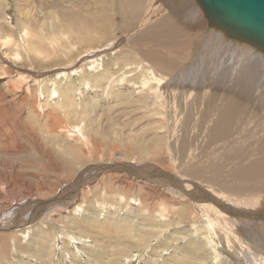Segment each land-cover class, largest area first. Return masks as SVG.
Returning <instances> with one entry per match:
<instances>
[{
  "label": "rangeland",
  "instance_id": "obj_1",
  "mask_svg": "<svg viewBox=\"0 0 264 264\" xmlns=\"http://www.w3.org/2000/svg\"><path fill=\"white\" fill-rule=\"evenodd\" d=\"M29 1L0 0V264H264L233 236L257 221L245 217L244 189L264 206V179L239 176L262 158L264 133L252 130L264 65L248 115L233 123L247 128L218 142L213 123L254 63L196 0ZM170 28L183 37L168 42ZM162 54L173 68L153 61ZM156 170L176 185L152 179ZM58 196L65 204L30 220V207ZM215 205L214 236L205 220Z\"/></svg>",
  "mask_w": 264,
  "mask_h": 264
},
{
  "label": "bare ground",
  "instance_id": "obj_2",
  "mask_svg": "<svg viewBox=\"0 0 264 264\" xmlns=\"http://www.w3.org/2000/svg\"><path fill=\"white\" fill-rule=\"evenodd\" d=\"M23 2H25V4L26 3H29L30 1L29 0H23ZM190 2V1H189ZM121 3V2H120ZM119 3V4H120ZM154 3V2H153ZM30 4V3H29ZM139 4V3H138ZM159 4V3H158ZM152 5H154V4H152ZM113 7V6H112ZM111 7V8H112ZM189 7V6H188ZM104 8V7H103ZM107 9V8H106ZM127 9V8H126ZM126 9H125V7H122L121 5H117L116 6V11H115V13L117 14V15H121V16H124L125 14V11H126ZM183 10V9H182ZM114 11V10H113ZM150 11V10H149ZM130 12V11H129ZM147 12H148V10H147ZM202 12H203V10H202ZM127 14V13H126ZM133 14V13H132ZM135 14V13H134ZM146 14V13H145ZM203 14H204V12H203ZM126 16V15H125ZM134 16V15H133ZM133 16H132V18H133ZM184 17V16H183ZM209 24V23H208ZM209 26H210V24H209ZM210 27H212V26H210ZM217 30H215V31H217V32H219V33H221V34H223L226 38H228V40H230V41H232V42H236V43H240V44H244V45H246V46H248V48L245 46V48L246 49H249V54L251 55V57H252V60H250L251 62H253L254 64V66L251 64V71H250V74L248 75V77L244 74V77H243V75H241L240 76V80H238V81H240V87H239V91H238V94H237V96L235 97V99L233 100V101H230L229 102V105H228V109H227V107H226V110L224 109V115H223V117L221 118L219 115V112H218V114L219 115H217V117L219 116V119H218V121H216L215 123H213V127H212V129H211V134H212V136H213V139L214 140H216L217 138H219V137H221L220 139H222V140H225V139H228V138H230V136L233 134L232 133V126L233 127H238L237 126V124H233L235 121L236 122H240V120H236V118H238V117H236V115L238 116V115H240V116H247L248 115V113L246 112V110L244 109V107H246V109L248 108V105H246L245 103H250L251 102V104H252V102H253V97H254V89L256 88L257 89V87H258V85L260 84V82H259V77H260V75H261V73H262V70H261V67H260V65L261 64H263L264 65V61H263V59H264V57H262L261 56V54H263L264 55V52H262V51H260V50H258L256 47H253V46H251L250 44H247V43H245V42H242V41H239V40H235V39H233V38H230L229 36H228V34H227V32L225 31V30H223V29H221V28H216ZM176 30H178V28H176ZM168 31V36H173V38H168L169 39V41L168 42H173V41H177V40H179V38L178 37H183V36H176V32L174 31V29L173 28H170V29H168L167 30ZM27 32V31H26ZM28 33V32H27ZM161 34V33H160ZM163 36V35H162ZM167 36V35H166ZM159 37V36H158ZM184 37H190V36H184ZM160 39V38H159ZM153 40H157V39H153ZM249 47H252V49L253 50H255V51H257L258 53H253L252 51L253 50H251ZM244 53H246V50L244 49ZM260 53V54H259ZM162 55H165V54H162ZM255 55V56H254ZM154 59H153V61L154 62H156V63H158L159 64V66H162V67H164V68H166V69H169V68H173V60H171L170 59V57L168 56V55H165V58H162V57H159V56H157V57H153ZM246 60V59H245ZM184 67V66H183ZM182 67V68H183ZM186 67V66H185ZM184 67V68H185ZM182 70V69H181ZM172 72V71H171ZM152 73V75L154 76V78H156V80L158 81V83H160V84H164L165 83V80H161V79H158L156 76H155V73H153V72H151ZM174 73V72H173ZM178 73V72H177ZM183 78V77H182ZM193 80V76L192 75H190V78L188 79V81L189 82H191ZM192 83L194 84V82L192 81ZM167 88V87H166ZM170 89V88H169ZM180 89V88H179ZM181 90V89H180ZM184 90V89H183ZM170 92V91H169ZM225 92V91H224ZM56 94V93H55ZM261 98H264V94H262L261 95ZM257 102V101H256ZM202 103V102H201ZM242 104H244V105H246V106H242ZM258 108H257V110H258V112H260V111H263L264 110V101H262V102H258ZM248 110V109H247ZM249 111V110H248ZM223 113V112H222ZM199 114V113H198ZM255 115H258V116H256L257 117V120L254 122V124H255V126H254V129L252 130V135H254V136H257V135H261V134H263L264 133V116H261V114H255ZM262 115H264L263 113H262ZM191 117V116H190ZM249 117V116H248ZM217 119V118H216ZM246 120H247V117H246ZM245 120V121H246ZM255 120V119H254ZM244 121V120H243ZM249 120H247V122H248ZM211 122V121H210ZM235 122V123H236ZM241 122H242V119H241ZM252 122V121H251ZM249 123V122H248ZM253 123V122H252ZM244 123H242V125H243ZM241 125V124H240ZM250 127V126H249ZM238 128H240V127H238ZM242 128H247V127H241L240 129H242ZM234 130V129H233ZM238 130V129H237ZM248 130V129H247ZM235 132V131H234ZM237 132V131H236ZM245 132V131H244ZM241 136V135H240ZM256 139H258L257 140V143L258 144H260V151L262 152V158L261 159H259V157L257 158V160L259 159V161H256V160H251L249 163H248V165H247V167H245V168H242L241 170H240V172H239V176L240 177H243L242 179H246V178H250L251 179V182H255V181H258L259 179H264V142H262L261 141V138H259V137H256ZM219 139H217L216 141H218ZM236 140V139H235ZM242 140V139H241ZM234 141V140H233ZM237 141V140H236ZM219 142V141H218ZM225 142V141H224ZM227 142L229 143V140H227ZM235 142V141H234ZM228 143H226L227 145H228ZM233 143V142H232ZM236 143V142H235ZM239 143V142H238ZM242 143V142H241ZM256 143V144H257ZM231 144V143H230ZM246 144V143H245ZM226 145V146H227ZM238 145V144H237ZM220 146V145H219ZM233 147V146H232ZM232 150V149H231ZM233 150H234V148H233ZM220 151V150H219ZM215 152H216V150H215ZM239 152V151H238ZM212 154V153H211ZM252 154V153H251ZM254 154V153H253ZM261 155V154H260ZM213 157V156H212ZM231 158V157H230ZM232 161V160H231ZM222 162V161H221ZM229 163V162H228ZM243 165L242 166H244V163H242ZM104 165V164H103ZM203 165V164H202ZM241 165V164H240ZM201 166V165H200ZM227 166V165H226ZM236 166V165H235ZM135 167V166H134ZM209 168V167H208ZM208 168H206L207 170H208ZM219 168V167H218ZM223 168V167H222ZM237 168V167H236ZM214 170H215V168H214ZM219 170V169H218ZM231 171V170H230ZM131 172V171H130ZM129 172V173H130ZM134 172H135V170H134ZM190 172V171H189ZM191 172H192V170H191ZM206 173V172H205ZM216 173V172H215ZM220 173V172H219ZM138 174V173H137ZM137 174H134V176L135 175H137ZM143 174H144V172H143ZM236 174V173H235ZM152 176H156V177H159V179L160 180H169V182H172L173 184H174V182H173V180L170 178V176L168 175V174H166V173H164V172H161L160 171V173H159V171H154L152 174H151ZM205 175V174H204ZM209 175V174H208ZM217 175V174H216ZM215 175V176H216ZM231 175V174H230ZM206 176V178H207V174L205 175ZM204 176V177H205ZM138 177V176H137ZM198 177V176H197ZM203 177V178H204ZM209 177V176H208ZM219 177V176H218ZM223 177V176H222ZM140 178V177H139ZM205 178V179H206ZM212 178H213V176H212ZM217 178V177H216ZM239 178V177H238ZM209 179V178H208ZM194 180H195V178H194ZM207 180V179H206ZM226 180V179H225ZM240 180V179H239ZM178 181V180H177ZM197 181V180H196ZM199 181V180H198ZM211 181V180H210ZM210 181H208V182H210ZM218 181V180H217ZM213 182V181H212ZM222 181H220V183H221ZM218 183V182H217ZM234 183V182H233ZM260 183H261V181H260ZM210 183H208V185H209ZM214 184V183H213ZM212 184V185H213ZM254 184V183H253ZM174 185H176V183L174 184ZM238 185V184H237ZM240 185V184H239ZM242 185V184H241ZM263 185V184H262ZM261 185V186H262ZM181 186V185H180ZM222 186V185H221ZM225 186V185H224ZM233 186V185H232ZM248 186V185H247ZM252 187H253V185H251ZM255 186H256V184H255ZM176 187V186H175ZM230 187V186H229ZM234 188L236 187V186H233ZM232 187V189H233V191H234V188ZM212 188V187H211ZM226 188V187H225ZM231 188V187H230ZM241 188H243V187H241ZM226 190H230L229 188L228 189H226ZM237 190H239V188L237 187ZM242 190V189H241ZM210 191V190H209ZM222 191V190H221ZM243 191H246V192H244L243 194L245 195V194H247V193H251L250 194V196L249 197H246L247 199L246 200H243V202H242V204H252V207H250V206H247V205H244V206H246L247 207V209L246 210H248L247 211V213H246V215H245V217L246 216H250V217H252V218H254V216L257 218V219H255V220H257V221H250L251 223L250 224H248V225H243V227L244 228H242V227H238V225L240 224H237V228H236V231H237V234H238V237H235V235H233L236 231H234V233L232 234V233H230V234H232L233 236H234V238L235 239H238L239 240V244L240 245H242L244 248H245V250L247 249V248H249L248 249V251L250 250V251H252V250H256L257 251V253H259V254H264V206H263V208H260L256 203H251L250 201L251 200H254V198H256V197H262V196H260L259 194H258V191H252V192H248V189H244ZM235 192V191H234ZM206 193V192H205ZM261 193H263V192H261ZM237 194H239V193H236V194H233V196L234 195H237ZM206 195H209V194H207L206 193ZM214 196H215V194H213ZM213 196V197H214ZM223 196V195H222ZM64 197V196H63ZM235 197H238V195L237 196H235ZM215 199H216V197H214ZM213 198V199H214ZM241 198V197H240ZM212 199V198H211ZM230 199V198H229ZM234 200V199H233ZM198 201V200H197ZM219 201V200H218ZM222 201V200H221ZM261 201V200H260ZM202 202V204L203 203H207V202H205V201H201ZM230 202L231 201H229V204H230ZM217 203V202H216ZM236 202H233V205H231V206H233V208H234V210H235V218L237 219L241 214H244L246 211H243V209H242V211L240 210V208L239 207H237V206H235L236 204H235ZM63 204H65V203H63ZM56 205H58V204H56ZM56 205H52L48 210H47V207H45L44 206V209L42 208V207H37V208H42V212H43V215H41L39 212H38V214H36L33 218H31V217H28L26 220H27V223L26 224H28V223H31V221H29V219L30 220H35V218H36V220L37 219H40L41 217H44L46 214H50V213H53L52 212V208L53 207H55ZM209 205V204H208ZM213 205V204H212ZM220 205H222V204H220ZM262 205H264V203L262 204ZM194 206H196V205H194ZM225 206H228L227 204L225 205ZM57 207H60V206H57ZM210 207V206H209ZM218 207H219V205H215L214 206V208H212V206L210 207V208H212V210H214V213H211V214H207V218H206V222H207V225L208 226H211V230L213 231V235L215 236V234H214V232L215 231H217V230H215V228H214V220H219V219H221V218H219V217H217L216 215H215V212H217L218 211ZM230 207V206H229ZM245 207V208H246ZM36 208V207H35ZM203 208V207H202ZM227 208V207H226ZM232 208V209H233ZM242 208V207H241ZM197 209V208H196ZM222 209V208H221ZM220 209V210H221ZM253 209H257L256 210V212H255V214H254V212H252L251 210H253ZM49 210H51L50 212H49ZM199 210V209H198ZM201 210V209H200ZM199 210V211H200ZM224 209H222L221 211H223ZM233 210V211H234ZM254 210V211H255ZM23 211V210H22ZM57 211V210H56ZM202 211V210H201ZM221 211H219V212H221ZM225 211V210H224ZM196 212H197V210H196ZM203 212V211H202ZM210 212V211H209ZM211 212H213V211H211ZM230 212V211H229ZM201 213V212H200ZM208 213V212H207ZM221 213H223V212H221ZM226 213H228L227 211H226ZM232 213V212H231ZM24 214V213H23ZM30 214V213H29ZM202 214V213H201ZM28 215V214H27ZM203 215V214H202ZM31 216V215H30ZM229 216H231L230 214H229ZM233 216V217H234ZM203 217V216H202ZM232 217V218H233ZM205 218V217H204ZM219 218V219H218ZM230 218V217H229ZM231 218V219H232ZM234 218V219H235ZM241 218V217H240ZM223 219V218H222ZM235 219V220H236ZM239 219V218H238ZM243 219V218H242ZM245 219V218H244ZM214 222H213V221ZM246 220V219H245ZM18 222H20V218H19V220H17ZM224 221V220H223ZM23 221H21V223H22ZM232 222V221H231ZM235 222V221H234ZM243 222V221H242ZM216 223V222H215ZM217 223H219V222H217ZM229 223V222H228ZM19 224V223H18ZM220 224V223H219ZM226 224H227V222H226ZM231 224V223H230ZM230 224H228V226L230 225ZM233 224V223H232ZM242 224H244V223H241V226H242ZM225 225V224H224ZM220 226V225H219ZM223 226V225H222ZM227 226V225H226ZM227 226V227H228ZM225 227V226H224ZM226 227V228H227ZM230 227H231V225H230ZM236 227V226H235ZM221 228V227H220ZM226 228H224V229H226ZM232 229L234 228V227H231ZM6 229V225L5 224H1L0 225V230H5ZM219 230V229H218ZM234 230V229H233ZM221 231H224L223 232V234L225 235V231L226 230H223V228H222V230ZM219 232V231H218ZM228 232V231H227ZM231 232H233V231H231ZM216 233V232H215ZM217 234V233H216ZM222 236V235H221ZM220 236V237H221ZM231 236V235H230ZM220 237H219V239H220ZM223 237V236H222ZM228 237V236H227ZM254 237L256 238V240L254 239ZM223 239V238H222ZM234 239V240H235ZM248 243V244H247ZM248 245H251L252 246V248H251V246H248ZM218 247L220 246V245H217ZM221 246H222V244H221ZM239 247V246H238ZM237 246H235V247H232V248H238ZM222 248V247H221ZM222 249H224V248H222ZM229 252H235L236 253V250L235 249H227ZM232 255V254H231ZM229 258V257H228Z\"/></svg>",
  "mask_w": 264,
  "mask_h": 264
},
{
  "label": "water",
  "instance_id": "obj_3",
  "mask_svg": "<svg viewBox=\"0 0 264 264\" xmlns=\"http://www.w3.org/2000/svg\"><path fill=\"white\" fill-rule=\"evenodd\" d=\"M203 10L208 23L214 28L225 30L230 38L239 40L256 47L264 52V0H196ZM112 168V170H117ZM100 173L111 171V168L98 167ZM141 179H148L147 176L135 175ZM150 179V178H149ZM152 179H156L153 176ZM63 197L58 196L46 202L29 208V212L44 206L47 210L52 206H61Z\"/></svg>",
  "mask_w": 264,
  "mask_h": 264
}]
</instances>
